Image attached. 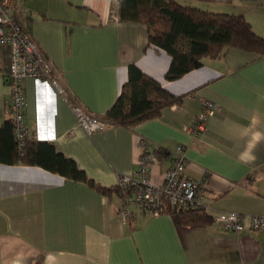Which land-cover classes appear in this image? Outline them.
Returning a JSON list of instances; mask_svg holds the SVG:
<instances>
[{
	"label": "crops",
	"instance_id": "obj_1",
	"mask_svg": "<svg viewBox=\"0 0 264 264\" xmlns=\"http://www.w3.org/2000/svg\"><path fill=\"white\" fill-rule=\"evenodd\" d=\"M176 1L242 14L264 35V9H251L259 0ZM116 9V0H15L12 11L57 68L66 94L88 113L102 117L112 107L130 64L181 101L136 126L87 133L63 94L45 80L24 78L31 143L50 144L111 192L41 164L0 162V264H264V232L227 230L213 221L225 211L246 219L264 214V56L229 47L169 80L171 56L148 43L145 24L119 20ZM8 71L9 47L1 45L0 126L13 118L5 104ZM204 100L220 110L192 136L184 128ZM179 144L185 174L202 180L197 206L212 220L178 225L170 213L136 207L123 218L118 175L131 173L150 150L151 179L160 183Z\"/></svg>",
	"mask_w": 264,
	"mask_h": 264
},
{
	"label": "trees",
	"instance_id": "obj_2",
	"mask_svg": "<svg viewBox=\"0 0 264 264\" xmlns=\"http://www.w3.org/2000/svg\"><path fill=\"white\" fill-rule=\"evenodd\" d=\"M116 3L119 20L145 24L148 43L166 50L171 56L165 74L169 80L200 66L203 57L221 55L229 47L264 56V35L256 32L242 14L209 11L176 0H116ZM180 101V96L173 95L130 64L128 79L121 86L116 101L100 118L106 125L132 127L159 117L164 108ZM13 127V118L0 126V162L41 164L52 172L86 182L102 193L111 192L88 179L72 159L55 153L48 143L33 144L27 134L25 145L19 148ZM115 190L118 191L116 186ZM160 213H170L178 225L204 224L212 220L197 205L177 207L164 202Z\"/></svg>",
	"mask_w": 264,
	"mask_h": 264
},
{
	"label": "built area",
	"instance_id": "obj_3",
	"mask_svg": "<svg viewBox=\"0 0 264 264\" xmlns=\"http://www.w3.org/2000/svg\"><path fill=\"white\" fill-rule=\"evenodd\" d=\"M15 0H0V46L9 47V71L6 83L10 88L5 99L13 110V135L19 148L23 147L29 132L24 117L23 79L31 77L47 81L59 94H63L68 106L76 116L78 124L91 133L103 129L105 121L88 113L72 95H67L58 79L57 68L34 40L28 28L14 15ZM220 110V105L204 100L201 111L193 123L184 130L192 136L205 127L206 119ZM153 151H145L137 160L135 169L129 174H120L116 180L121 205L120 213L127 217L131 207L160 214L164 202L177 207L196 206L202 186L201 179L185 174L187 157L183 145H177L171 165L163 173L160 183L151 179ZM213 221L227 230L241 231L254 229L264 232V214H252L247 219L239 212L225 211L213 217Z\"/></svg>",
	"mask_w": 264,
	"mask_h": 264
},
{
	"label": "rangeland",
	"instance_id": "obj_4",
	"mask_svg": "<svg viewBox=\"0 0 264 264\" xmlns=\"http://www.w3.org/2000/svg\"><path fill=\"white\" fill-rule=\"evenodd\" d=\"M257 7V8H256ZM251 9H264V0H259L258 6H254ZM251 18V17H250Z\"/></svg>",
	"mask_w": 264,
	"mask_h": 264
}]
</instances>
